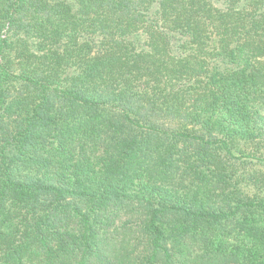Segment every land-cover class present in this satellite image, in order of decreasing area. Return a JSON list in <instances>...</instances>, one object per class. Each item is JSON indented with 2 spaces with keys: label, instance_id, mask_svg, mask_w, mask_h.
I'll return each mask as SVG.
<instances>
[{
  "label": "trees",
  "instance_id": "obj_1",
  "mask_svg": "<svg viewBox=\"0 0 264 264\" xmlns=\"http://www.w3.org/2000/svg\"><path fill=\"white\" fill-rule=\"evenodd\" d=\"M0 264H264V0H0Z\"/></svg>",
  "mask_w": 264,
  "mask_h": 264
}]
</instances>
